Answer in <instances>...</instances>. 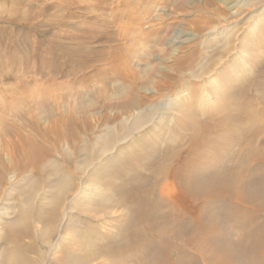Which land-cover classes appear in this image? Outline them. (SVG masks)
I'll return each instance as SVG.
<instances>
[{"label": "bare ground", "instance_id": "bare-ground-1", "mask_svg": "<svg viewBox=\"0 0 264 264\" xmlns=\"http://www.w3.org/2000/svg\"><path fill=\"white\" fill-rule=\"evenodd\" d=\"M255 14L262 17L254 23L264 24V6ZM194 39L182 31L177 42ZM238 52L244 59L245 51ZM243 62L220 72H238L233 81L219 80L222 93L210 87L216 79L211 75L202 82L165 75L158 84L167 101L147 107L133 126L122 120L117 129L83 136L89 123L72 111L52 116L45 127L32 122L42 138L67 143L52 162L51 147L9 123L0 143V175L31 171L23 176L31 187L4 225L0 264H264V60L251 68ZM147 122L153 124L132 141L135 159L116 157L120 142L133 140ZM110 160L124 170L121 177L101 181L94 175L96 182L86 183ZM57 235L62 242H54Z\"/></svg>", "mask_w": 264, "mask_h": 264}, {"label": "rangeland", "instance_id": "rangeland-1", "mask_svg": "<svg viewBox=\"0 0 264 264\" xmlns=\"http://www.w3.org/2000/svg\"><path fill=\"white\" fill-rule=\"evenodd\" d=\"M235 1L0 0V143L9 123L20 124L26 137L52 148L47 158L52 162L58 147L67 148V143L52 144L38 135L32 122L39 121L45 127L52 116L72 111L89 123L82 129L83 136L117 129L122 120L133 126L136 116L149 106L160 107L164 99L167 101L161 97L167 91L158 84L167 74L179 82L191 78L202 82L211 75L216 81L210 87L222 93L219 80L233 81L238 74L222 76L224 67L232 64L236 69L245 61L246 68H251L264 60V40L259 41L264 24L254 23L262 17L255 13L261 11L264 0ZM182 31L192 33L195 39L178 43ZM230 42L233 45L228 46ZM239 48L246 53L244 59L238 60ZM255 51L260 58L254 57ZM178 63L182 65L177 68ZM259 69L255 66L252 72L257 74ZM122 99L129 103L122 104ZM152 124L147 122L146 128L134 131L133 140L130 136V140L120 142L122 152L116 157L135 159L137 148L132 141ZM6 150L1 149L5 159ZM115 164L110 160L98 166L87 175L86 183L95 181L94 175L101 181L115 174L121 177L124 170ZM24 174L11 169L0 175V246L4 245V225L16 217L18 204L24 202L31 187ZM21 183L23 188H19ZM46 202L50 203L49 198ZM116 218L107 219L108 223ZM56 241L63 239L57 235ZM43 249L49 251L48 247ZM63 252L68 255L70 249L64 245ZM29 255L36 257L35 253ZM99 263L105 264L103 259Z\"/></svg>", "mask_w": 264, "mask_h": 264}]
</instances>
